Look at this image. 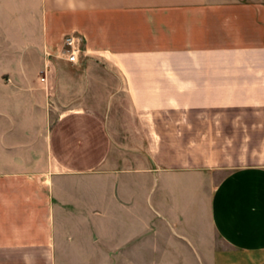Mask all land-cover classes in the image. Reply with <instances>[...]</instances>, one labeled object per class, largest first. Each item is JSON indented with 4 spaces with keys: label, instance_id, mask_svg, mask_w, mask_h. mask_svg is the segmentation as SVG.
Listing matches in <instances>:
<instances>
[{
    "label": "crops",
    "instance_id": "1",
    "mask_svg": "<svg viewBox=\"0 0 264 264\" xmlns=\"http://www.w3.org/2000/svg\"><path fill=\"white\" fill-rule=\"evenodd\" d=\"M7 10L0 264H264V0Z\"/></svg>",
    "mask_w": 264,
    "mask_h": 264
},
{
    "label": "built area",
    "instance_id": "2",
    "mask_svg": "<svg viewBox=\"0 0 264 264\" xmlns=\"http://www.w3.org/2000/svg\"><path fill=\"white\" fill-rule=\"evenodd\" d=\"M64 56L65 60L73 64L81 63V56L84 53L83 40L75 35L66 36L64 39ZM46 81L45 77H42Z\"/></svg>",
    "mask_w": 264,
    "mask_h": 264
},
{
    "label": "rangeland",
    "instance_id": "3",
    "mask_svg": "<svg viewBox=\"0 0 264 264\" xmlns=\"http://www.w3.org/2000/svg\"><path fill=\"white\" fill-rule=\"evenodd\" d=\"M15 4V0H0V18H4L8 7Z\"/></svg>",
    "mask_w": 264,
    "mask_h": 264
}]
</instances>
